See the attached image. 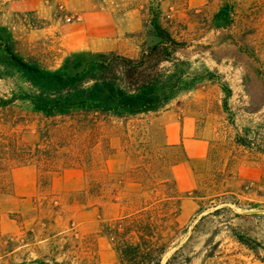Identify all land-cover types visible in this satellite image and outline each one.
<instances>
[{
    "label": "rangeland",
    "instance_id": "374dc122",
    "mask_svg": "<svg viewBox=\"0 0 264 264\" xmlns=\"http://www.w3.org/2000/svg\"><path fill=\"white\" fill-rule=\"evenodd\" d=\"M155 11L182 43L176 57L191 86L157 114L132 118L125 127L101 126L112 148H121L125 137L132 153L107 157L111 184L103 185V203H82L85 166L65 167L48 179L41 166L10 163L0 235L31 231V245L48 253L52 247L45 244L52 242L63 250L58 260L76 264L87 250L98 264H116L99 224L116 217L125 198L162 196L129 181L139 177L130 171L141 153L159 148L166 165L174 163L180 196L178 226L162 264H264V0H0V57L9 45L24 60L64 75L80 72L101 52L134 58L158 41L150 24ZM16 84L0 79V94ZM43 123L16 103L0 111V136L34 143Z\"/></svg>",
    "mask_w": 264,
    "mask_h": 264
},
{
    "label": "trees",
    "instance_id": "16d2710c",
    "mask_svg": "<svg viewBox=\"0 0 264 264\" xmlns=\"http://www.w3.org/2000/svg\"><path fill=\"white\" fill-rule=\"evenodd\" d=\"M157 18L155 11L150 24L158 41L142 47L136 57L114 51L97 53L87 67L72 75L48 72L38 63L24 60L9 45L3 47L0 79L15 78L21 84H16L8 94H0V111L19 103L44 123L37 128L38 139L34 143L17 136H0V203L11 192V182L4 173H8L12 162L41 166L48 179L65 167L85 166L89 181L82 193V203L106 201L103 185L111 184L105 179L107 157L116 150L124 155L132 153L123 144L125 137L120 139L121 148H112L111 136L105 135L101 126L119 122L125 127L132 118L157 114L177 93L191 86L185 68L181 67L183 63L176 57L182 43ZM165 63L168 68L163 66ZM140 156L142 162L130 171L137 172L139 177L129 181L139 185L143 192L159 190L162 196L125 198V207L116 217L100 222L99 233L110 242L117 256L116 264H162L178 226L180 196L171 172L174 163L166 165V152L159 148L148 149ZM94 172L99 180L91 176ZM156 172H163L164 177L150 178ZM55 234L49 233L48 237ZM239 241L254 248L240 238ZM31 244V231L0 235V264H72L65 258L57 259L64 252L58 251L52 242L45 244L52 247L48 253L43 246ZM88 255L87 250L82 251L76 264H98Z\"/></svg>",
    "mask_w": 264,
    "mask_h": 264
}]
</instances>
